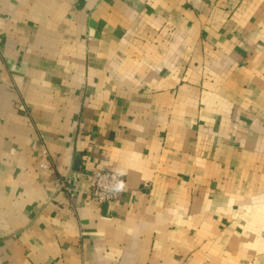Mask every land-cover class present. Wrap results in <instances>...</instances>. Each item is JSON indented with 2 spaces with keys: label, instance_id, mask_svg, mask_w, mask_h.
Wrapping results in <instances>:
<instances>
[{
  "label": "crops",
  "instance_id": "0c3cea01",
  "mask_svg": "<svg viewBox=\"0 0 264 264\" xmlns=\"http://www.w3.org/2000/svg\"><path fill=\"white\" fill-rule=\"evenodd\" d=\"M0 264H264V0H0Z\"/></svg>",
  "mask_w": 264,
  "mask_h": 264
},
{
  "label": "built area",
  "instance_id": "2783aa9c",
  "mask_svg": "<svg viewBox=\"0 0 264 264\" xmlns=\"http://www.w3.org/2000/svg\"><path fill=\"white\" fill-rule=\"evenodd\" d=\"M33 147L43 158L40 167L46 168L47 163L44 161L48 154L46 147L36 142ZM125 187L126 181L121 173L115 171H99L95 174L91 196L99 204H110L117 202L121 198Z\"/></svg>",
  "mask_w": 264,
  "mask_h": 264
}]
</instances>
